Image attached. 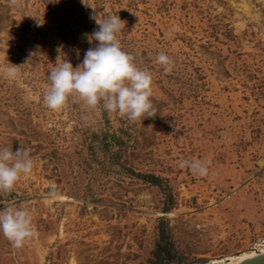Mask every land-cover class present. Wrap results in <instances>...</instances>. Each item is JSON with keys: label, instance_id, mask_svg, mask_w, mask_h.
Returning a JSON list of instances; mask_svg holds the SVG:
<instances>
[{"label": "rangeland", "instance_id": "obj_1", "mask_svg": "<svg viewBox=\"0 0 264 264\" xmlns=\"http://www.w3.org/2000/svg\"><path fill=\"white\" fill-rule=\"evenodd\" d=\"M85 3L0 0V148L34 162L0 210L29 211L35 231L19 248L0 232V264H225L264 248V0ZM113 14L152 74L156 115L48 108L49 69L77 67L98 43L90 17ZM182 159L209 161L207 174Z\"/></svg>", "mask_w": 264, "mask_h": 264}, {"label": "clouds", "instance_id": "obj_2", "mask_svg": "<svg viewBox=\"0 0 264 264\" xmlns=\"http://www.w3.org/2000/svg\"><path fill=\"white\" fill-rule=\"evenodd\" d=\"M83 3L88 6L85 0ZM90 18L98 27L88 36V42L90 45L93 41L98 43L85 51L82 62L75 68L69 60L57 58L48 72L50 84L44 95L45 105L60 110L70 101H77L94 111L102 104L104 110L133 122L155 116L157 110L151 99L152 74L147 68L138 67L133 54L121 46L119 37L125 21L115 14L102 19L95 15ZM156 63L164 66L165 72L172 70L173 61L163 52L156 56ZM19 74L14 64L5 70L8 79L14 80ZM209 163L202 159H182L179 166L204 176ZM33 167L34 162L25 146L15 151L0 148V193L10 192L21 175L30 174ZM0 232L13 247H22L35 235L33 217L23 208L5 206L0 210Z\"/></svg>", "mask_w": 264, "mask_h": 264}, {"label": "bare ground", "instance_id": "obj_3", "mask_svg": "<svg viewBox=\"0 0 264 264\" xmlns=\"http://www.w3.org/2000/svg\"><path fill=\"white\" fill-rule=\"evenodd\" d=\"M263 250H264V248H255V249H251L250 251L243 252L239 255L228 256L224 259L227 261L225 264H237L242 259L249 257V256H251V255H253L259 251H263Z\"/></svg>", "mask_w": 264, "mask_h": 264}, {"label": "water", "instance_id": "obj_4", "mask_svg": "<svg viewBox=\"0 0 264 264\" xmlns=\"http://www.w3.org/2000/svg\"><path fill=\"white\" fill-rule=\"evenodd\" d=\"M237 264H264V250L242 259Z\"/></svg>", "mask_w": 264, "mask_h": 264}]
</instances>
